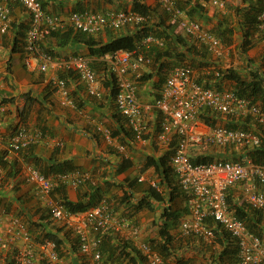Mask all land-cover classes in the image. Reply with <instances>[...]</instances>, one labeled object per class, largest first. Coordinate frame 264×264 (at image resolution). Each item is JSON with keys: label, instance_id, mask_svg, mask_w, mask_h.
<instances>
[{"label": "crops", "instance_id": "obj_1", "mask_svg": "<svg viewBox=\"0 0 264 264\" xmlns=\"http://www.w3.org/2000/svg\"><path fill=\"white\" fill-rule=\"evenodd\" d=\"M40 1L48 13L59 14L64 19L65 26L62 31L71 27L68 19L72 11L107 12L114 9H131L132 7V0ZM221 1H224V7L214 6L212 0L207 2V18L202 20L207 28L214 29L220 22L221 12L225 13L229 7L242 3V0ZM146 2L151 7L156 8L152 20H159L160 14L164 18L166 17V13L158 0H146ZM219 11L220 13L217 14ZM166 19V24L172 26L169 31L175 36L180 34L188 37L187 39H192L171 17H166ZM30 22L29 13L17 2H11L9 28L4 33L1 31L0 21V151L6 152V159L11 163L17 162L19 168L16 175H9L7 170H10V164L6 168L0 167V199L7 206L10 205L13 214L21 215L27 223H45L47 201L40 197L34 184L26 182L22 173V166L24 163L37 162L39 168L44 170L47 175L52 176L58 173L63 164L67 162L69 163L66 166L67 169L71 166L90 173L88 183L78 188L67 186L66 194L71 200L88 202L96 189H98L97 194L102 198L101 201L107 200L111 204L116 199L120 200L125 192L133 194L132 202L124 203L121 210L135 213L132 215L133 219L141 225L139 240L142 241L144 238L148 240L150 231L155 232L154 228L149 227L156 222L163 225L165 221V218L161 217V213L171 204L167 197L171 191L174 190L175 198L172 209L184 207L186 210L184 193L181 188L177 189L174 183L171 186L166 183L163 184L164 186L162 185L160 189L163 190L166 200L163 202L154 200L153 209L143 208L137 211L132 205L137 198L142 196L143 187L150 184L151 180L154 182L161 180L155 167L147 165V159L167 155L171 160L176 146L174 141L170 144H164L157 139L163 117L154 108V102L165 81L162 80V73L158 69L162 61L156 65L152 60L151 63L143 65L138 73H130L137 82L138 95L145 107L144 120L148 126L144 139L137 140L126 118L117 110L115 99L110 94V88L103 84L107 71L109 70L111 73L109 63L101 61L99 57L90 56L88 47L83 44L60 46L57 37L49 36L46 38L41 44L44 50L52 51L59 56H71L75 51H78L92 60V65L100 76L103 95L97 97L88 93L86 84L77 74H64L69 97L72 100L71 104L66 103L58 87L54 84L57 75L60 76L63 73L55 72L52 69L41 71L38 66L40 60L38 59H34L32 67L27 64L30 54L25 50V39ZM135 31L136 27L129 25L119 30L94 35V38L107 42L111 38L133 34ZM239 35L240 33H235L230 44L224 43L226 47L224 56L215 58L212 55L208 61L222 67L223 70L235 69L243 77H246L247 70H256L264 77V39L254 35L252 46L248 48L247 52H243L241 48L242 37ZM236 52L240 53L241 59L240 61L236 59L232 63L230 55ZM147 53L150 54L148 51ZM102 62H105L108 70L103 68L105 64ZM163 62L170 66L171 62L176 61L174 58L168 57ZM211 68L213 66L207 67V84L220 89H229L235 86V82L229 78L213 76ZM167 69L168 67L164 68L163 76L165 79L169 73L166 72ZM147 74L151 77L148 78ZM144 76H147L146 80L142 79ZM158 84H161L159 88L157 87ZM23 108H25V112L21 114ZM205 115L208 120L207 125L220 124L232 128H248L261 133L264 141V129L261 125L255 124L254 119L250 117L224 115L211 110H207ZM22 118L30 129L40 128L45 131L43 132L45 140L27 151L25 158L23 154L12 152L7 145L9 137L21 123ZM207 125H202L199 128L205 129ZM194 151L206 152L204 148L199 146L193 147L192 153ZM250 151V147L235 144L213 147L210 152L218 158L247 161L250 160ZM141 176L145 177L146 180L137 182L138 184L133 188L128 186L134 178ZM138 185L139 188H137ZM245 185V183H238L232 186L228 190V195L232 204H247L250 208L251 206L246 201ZM55 196L60 197L58 193H55ZM170 223L172 224L170 231L174 236L171 244L172 259L183 258L188 261L187 264H207L208 262L211 264H238L236 242L231 236L225 235L223 228L219 225H214L217 231L216 238L212 244H209L201 238L182 237L180 220L177 223L171 221ZM45 228L46 232L58 233L62 239L60 252L62 250L64 255L61 264H87L85 256H81L80 252V254L73 252L72 249L77 244V236L70 233L68 228L52 229L51 226H45ZM2 232L7 239L6 243L0 246V264H8L11 258H15L13 251L17 244L12 241L9 242L8 239L11 240V237L4 230ZM112 235L132 241L128 238L129 233L127 232ZM207 244L209 248H207ZM103 256L105 257V255ZM81 257H85V260ZM136 259L138 260V258ZM36 261V264H46L40 261V257ZM127 262L128 258L124 263ZM134 264L147 263L145 260H138Z\"/></svg>", "mask_w": 264, "mask_h": 264}, {"label": "built area", "instance_id": "obj_2", "mask_svg": "<svg viewBox=\"0 0 264 264\" xmlns=\"http://www.w3.org/2000/svg\"><path fill=\"white\" fill-rule=\"evenodd\" d=\"M162 8L193 39L205 45L214 57L226 54V47L219 37L202 23L189 19L178 7L175 0H158ZM11 2L20 3L31 17L26 33L25 50L30 54L27 64L33 66L34 59L40 60L39 69L55 72L74 73L86 84L90 95L101 97L103 90L92 60L84 55L56 56L45 51L41 44L51 33L64 28V19L59 14L46 11L40 0H0L1 31L9 28ZM217 7H224L221 0H212ZM145 17L133 9H114L107 12L92 10L72 11L68 22L77 30L91 35L119 30L123 27L142 22ZM257 30L264 37V9L257 17ZM151 43L163 45V40L154 36L144 38L143 46L135 50H120L106 55L115 76L118 93L115 103L118 111L126 117L131 131L137 140H143L148 131L144 120L145 107L138 96L136 80L130 73H138L151 57L145 46ZM219 75V71H216ZM63 100L71 104L66 79L56 78ZM154 108L163 116L157 139L170 144L177 139L171 157V168L186 198V213L180 220L182 237L202 238L213 243L216 232L208 222L225 229L238 248V264H264V239L252 232L246 222L239 218L228 202V190L245 183L246 201L256 210L264 213V165L251 159L247 161L219 158L209 163H193L192 148L244 145L254 148L262 141V134L250 129L228 128L222 125L210 126L199 119L204 110H212L225 115H239L254 119L264 129V106L247 97L237 95L234 90H219L199 82L195 71L187 65L171 68L162 90L155 99ZM207 125L205 129H200ZM45 140L41 129H30L20 123L10 136L8 148L16 153L26 151L32 145ZM57 144H60L57 142ZM203 150V149H202ZM24 179L33 183L42 199L47 201L51 218L71 229L78 237L79 251L87 258V264H113L104 260L101 251L102 236L105 233H129L128 238L138 249L147 264H175L165 258L150 242L140 241L141 228L127 216L118 212L113 204L103 200L99 205L84 212L69 211L53 197L54 190L61 184L78 187L90 178V173L80 169L67 173L47 176L31 163L22 167ZM140 180H146L140 177ZM153 185H156L152 181ZM5 231L13 243L20 248L16 264H34L39 256L48 264H61L62 257L55 241L37 242L22 219L9 215L0 208V246L6 241Z\"/></svg>", "mask_w": 264, "mask_h": 264}, {"label": "trees", "instance_id": "obj_3", "mask_svg": "<svg viewBox=\"0 0 264 264\" xmlns=\"http://www.w3.org/2000/svg\"><path fill=\"white\" fill-rule=\"evenodd\" d=\"M175 1L177 7L189 19L199 21L205 27H207L202 22V20L205 17L207 18V11H208L207 2L211 0H175ZM131 8L134 11L141 13L145 17V19L142 22L133 24L136 27V31L133 34L120 35L109 39V41L107 42H102L95 39L94 35L77 31L72 27H69V29H67L66 31H62L63 28L54 31L51 33V36L57 37L60 46L72 45L76 43L83 44L88 47L90 56L99 57L101 61L103 60L105 62L106 60L104 57L106 55L120 50H130V51L135 50L138 45L141 47L143 46L142 44L144 42L145 37L154 36L163 40V45H157L155 43H151L150 46L148 47L145 46L144 48L146 52L147 51L150 52L151 55L149 53L148 55L152 56V60L154 63H156V65L157 63L162 61L158 67L159 71H163L165 67H168L167 72H169L171 68L177 65H184V64L190 65L193 69H195L197 74V80L199 82L204 83L208 87H215L207 84V67L208 66L211 67V63L208 61V59H211L210 57L212 55L207 50L205 45L200 44L198 41L194 39L193 40L187 39L188 37L184 35L179 34L175 36L172 32H170L169 29H171L172 26L170 24L168 25L166 24L167 21L166 17L170 18V15L165 10H163L166 13L165 18L163 17L162 14H160L159 20L157 21L152 20L153 13L156 12V8L151 7V5H149L146 2V0H132ZM263 9H264V0H242L241 4L229 7V10L225 13L221 12L222 17L220 18V22L218 23V25L214 29L211 28L208 29L212 33H214L217 37H219L221 41L225 44H230L233 40V35L235 33L238 34L240 33V36L242 37L241 48L243 52H247L248 48L251 47L253 44L254 35H258L260 38L262 37L261 39H264V37L260 35V33L257 30V17ZM218 13H220V11L217 12V14ZM107 31H115V30L108 29ZM72 55H82V54L78 51H75ZM168 57L174 58V61L176 62H171L170 66H168L167 63L163 62V60ZM105 62L102 63L105 64ZM104 67L106 70H108L106 64L103 66V68ZM217 70H220L219 75L216 74ZM211 71H213L212 75L217 78L223 77L233 80L235 82V86L232 89L237 95L241 97L250 98L253 101L258 102L262 106H264V77L258 71L250 70V72L245 73L246 77L241 76L235 69L223 70L220 67L219 69L213 67L211 68ZM107 72L108 73L105 74L103 84L106 87L110 88V94L112 98L115 99L116 94L118 93L116 79L111 69H110L111 73H109V70ZM147 76L148 78L151 77V75L148 74ZM147 76L142 77V79L146 80ZM98 78L100 79L99 75ZM162 78H163L162 80L164 81L165 76L162 75ZM157 87L159 88L160 85H158ZM25 108H27L26 105ZM25 108H23L21 114H24ZM205 114H207V110L201 113L199 116L201 120L208 123L207 116ZM21 122H24V124H26L24 118L21 119ZM41 130L45 132L44 129ZM174 142L176 144L177 139H175ZM31 148L21 152L24 158L26 156V152L29 151ZM212 148L207 147L206 152L200 151L201 153L194 151L193 153H191V161L197 164V163H209L216 159H219L218 157H214V155L211 154L210 151ZM250 154H251L250 159L253 162L259 165H264L263 138L259 146L251 148ZM5 156H6V152L0 151V167L6 168L7 165L10 164V170H7V173L9 175H16L17 172H19L18 163L9 162ZM170 162L171 161L169 160L167 155H163L159 158L149 157L147 159V165L155 167L156 171L159 173V176L161 177V180L155 182L156 185L148 184L145 187H143L142 196L137 198L135 203H132L133 206L134 205L136 206L135 209L137 211L143 208L153 209L154 200L160 202L166 200V196L164 195L163 190L161 191L160 189L162 188V185L164 183H166L168 186H171L174 183L177 189L181 188L177 176L175 175L174 171L171 168ZM32 164L35 167H37L41 172L47 174L44 170L39 168L37 162ZM68 164L69 163L65 162L62 168H60L61 170L58 173L70 172L78 169L71 166H69V169H67L66 166ZM88 182L89 181H87L86 183ZM137 182H139V178H134L132 182H129L128 186L133 188L135 187V185L138 184ZM66 188H67L66 185L59 186L56 189L55 193L56 194L58 193L60 195L58 199L69 211H72L74 213L84 212L92 207L97 206L101 202L102 198H100L99 195L97 194L98 189H96L94 194L90 196L88 202H84L82 200H78V201L71 200L66 194ZM137 188H139V185L137 186ZM167 197L169 198V202H171V204L167 206L161 213V217L165 218V221L163 225L160 226V230L158 232L159 238L157 239V241H152L151 243L154 246V248H156L165 258H167L171 262L175 263L176 261L175 264H187L188 261L184 260L183 258L172 261L171 244L174 240V236L170 231L172 227L170 221L177 223L179 220L183 218L187 210H185L184 207L182 209L181 208L175 210L172 209V203L174 202L175 199L174 190L171 191L170 194L167 195ZM55 198L57 197L55 196ZM132 199H133V194H129V192L128 194L125 192L124 195L121 196L120 200L116 199L114 205L117 208L118 212L122 214L123 210H121L122 209L121 206L124 203L127 204L131 203ZM228 202L231 206V209H233L234 213L239 218L243 219L246 222L248 228L252 232H254L255 234H257L258 236L264 239L263 211L256 210L253 208L250 209L251 207L249 208L247 204L246 205L232 204L229 195H228ZM0 208H5L6 213H8L9 215H15L20 217L28 225L29 231L34 235L35 240L37 242H44L47 240L55 241L57 244V248L60 252L62 239L59 237L58 233L47 231L44 234L45 237L41 239L38 238L39 237L38 232L37 234L34 233L35 231L34 229L36 228L39 229V226L44 228L45 226L46 227L49 226L52 227V225L56 226L53 220L51 219L50 211L47 207L45 209L46 210L45 212H47L45 223L42 222L33 223L34 229L31 226L32 224L27 223V221L23 217H21V215L13 214L10 205L7 206L5 203L2 202L1 199H0ZM133 214L135 213H130V214L128 213L129 216ZM208 222L210 223L211 226L214 227L215 232H217L214 226L215 225L214 221L212 219H209ZM29 224L32 227V229L29 226ZM52 229L55 228L52 227ZM223 233L230 237V234L225 229H223ZM102 238L103 240L101 245V251L103 255H105L104 257L105 261L113 264H134L137 263L138 260L141 261L144 260L143 256L140 255V252L138 251L137 248L134 247L133 243L130 240L120 238L119 236H114L111 233L103 234ZM187 238H191V237H187ZM5 243L6 241L3 244ZM207 248H209L208 244H207ZM19 249L20 248L18 247V245H16L15 250L13 251V256L15 252ZM72 250L77 254L78 249L74 247V249ZM63 253L64 252L61 250L60 254L62 257L64 255ZM127 258H128V262L124 263L127 260ZM136 258H138V260ZM8 264H15V259L11 258L10 261H8ZM207 264H211V262H208Z\"/></svg>", "mask_w": 264, "mask_h": 264}, {"label": "clouds", "instance_id": "obj_4", "mask_svg": "<svg viewBox=\"0 0 264 264\" xmlns=\"http://www.w3.org/2000/svg\"><path fill=\"white\" fill-rule=\"evenodd\" d=\"M132 9V8H131ZM201 23V22H200ZM207 28V27H206ZM107 32V31H106ZM103 33H105V32H103ZM192 38V37H191ZM193 39V38H192ZM195 40V39H194ZM201 44V43H200ZM224 44V43H223ZM46 51V50H45ZM48 52V51H47ZM50 53H52L53 55H56V56H59L58 54H56V53H54V52H52V51H50ZM212 55V54H211ZM61 56V55H60ZM72 56V55H71ZM151 57V56H150ZM215 58H217V57H215ZM36 60V59H35ZM151 62H152V57H151ZM150 62V63H151ZM185 65V64H184ZM93 66V65H92ZM187 66H190V65H187ZM191 67V66H190ZM214 68H218L219 69V67H215V66H213ZM221 68V67H220ZM96 71V70H95ZM194 71H195V69H194ZM217 71H220V70H217ZM59 72H61V73H63V74H60V76L59 75H57V77L56 78H59V77H61V78H64V79H66L63 75L64 74H67V73H64L63 71H59ZM170 72V71H169ZM69 74H71V73H69ZM73 74V73H72ZM169 74V73H168ZM168 76V75H167ZM195 76H196V78H197V74H196V71H195ZM100 80V79H99ZM166 80V79H165ZM165 82V81H164ZM66 83H67V80H66ZM100 83H101V81H100ZM54 84H55V82H54ZM202 84H204V83H202ZM205 85V84H204ZM56 86V85H55ZM207 86V85H206ZM102 88V87H101ZM212 88H215V89H219V90H224V89H220V88H218V87H212ZM162 90V89H161ZM160 90V91H161ZM227 90H233L232 88H229V89H227ZM158 97V96H157ZM118 110V109H117ZM207 110H209V109H207ZM204 111H206V110H204ZM204 111H202V112H204ZM212 111V110H211ZM215 112V111H214ZM161 114V113H160ZM221 114V113H220ZM225 115V114H224ZM125 117V116H124ZM163 117V116H162ZM126 118V117H125ZM199 119H200V116H199ZM127 120V119H126ZM201 120V119H200ZM162 121H163V118H162ZM128 122V121H127ZM204 122V121H203ZM21 123H24V122H21ZM206 123V122H205ZM129 124V123H128ZM206 124H208V123H206ZM25 125H27L28 126V124H25ZM220 125V124H219ZM210 126H215V125H210ZM222 126H224V125H222ZM18 127V126H17ZM16 127V128H17ZM29 127V126H28ZM227 127V126H226ZM131 128V127H130ZM161 128V127H160ZM228 128H232V127H228ZM36 129H40V128H36ZM132 129V128H131ZM242 129H248V128H242ZM36 145V144H35ZM32 146H34V145H32ZM31 146V147H32ZM30 147V148H31ZM25 164V163H24ZM32 164V163H31ZM23 167V166H22ZM78 169H80V170H82V171H86V170H83V169H81V168H78ZM78 169H76V170H78ZM71 172V171H70ZM87 172V171H86ZM44 173V172H43ZM64 173H67V172H64ZM45 174V173H44ZM56 174H59V173H56ZM55 174V175H56ZM47 175V174H46ZM47 176H51V175H47ZM52 176H54V175H52ZM142 177V176H141ZM90 180V178L88 179V180H86L85 182H83L82 184H85L87 181H89ZM139 181H145V180H140V177H139ZM27 182V181H26ZM29 183V182H28ZM31 184H33V183H31ZM82 184H80L78 187H80ZM150 184H152V180L150 181ZM62 185H66V186H71V185H68V184H61V185H59V186H62ZM58 186V187H59ZM57 187V188H58ZM72 187V186H71ZM78 187H75V188H78ZM56 188V189H57ZM37 189V188H36ZM56 189L54 190V192H53V197H54V199L55 200H57V201H59L60 203H61V201L58 199V198H55V196H54V193H55V191H56ZM184 193V192H183ZM185 196V195H184ZM103 201V200H102ZM101 201V202H102ZM100 202V203H101ZM116 201H114L112 204L114 205V203H115ZM99 203V204H100ZM98 204V205H99ZM115 206V205H114ZM47 207H48V209H49V211H50V208H49V206L47 205ZM93 208V207H92ZM116 208V207H115ZM3 209H5V208H3ZM117 209V208H116ZM128 213L130 214L131 213V211H125V210H123V213H122V215H125V216H127L129 219H132L133 220V222L135 223V224H137L140 228H141V225L137 222V221H135L134 219H133V216L131 215V216H129L128 215ZM51 215V214H50ZM52 219V218H51ZM53 220V219H52ZM23 221V220H22ZM24 222V221H23ZM53 222L55 223V225H58L59 227L58 228H65L66 226L64 225V224H62V223H57L56 221H54L53 220ZM25 223V222H24ZM26 224V223H25ZM27 225V224H26ZM27 228L29 229V227H28V225H27ZM66 228H68V227H66ZM68 231H70V233H72V234H74L75 236H77L71 229H69L68 228ZM128 232V231H127ZM31 233V232H30ZM32 234V233H31ZM33 235V234H32ZM33 237H34V235H33ZM35 238V237H34ZM202 239V238H201ZM50 241H53V240H50ZM10 242V241H9ZM131 242H133V240L131 241ZM102 245V244H101ZM76 249H78V252H80L79 251V242H78V237H77V244L74 246ZM17 252H18V250L15 252V258H16V255H17ZM60 253V252H59ZM61 255V254H60ZM84 256V255H83ZM39 257V256H38ZM37 257V258H38ZM62 257V256H61ZM14 258V259H15ZM16 260V259H15ZM40 261H44L46 264H48L47 263V261L45 260V259H42V258H40ZM37 263V261L35 260V263L34 264H36ZM15 264H16V261H15Z\"/></svg>", "mask_w": 264, "mask_h": 264}, {"label": "rangeland", "instance_id": "obj_5", "mask_svg": "<svg viewBox=\"0 0 264 264\" xmlns=\"http://www.w3.org/2000/svg\"><path fill=\"white\" fill-rule=\"evenodd\" d=\"M240 36V35H239ZM239 38V37H238ZM241 38V37H240ZM240 53L239 52H236V53H232L231 55H230V58H231V62L233 63L234 62V60H236V59H238L239 61H240ZM154 63V62H153ZM156 64V63H155ZM186 64H189V63H186ZM218 64V63H217ZM220 65V64H219ZM211 66H215V67H219L218 65H216L215 63H211ZM222 68V67H221ZM223 69V68H222ZM248 72H250V70H247ZM167 72V71H166ZM165 72V73H166ZM161 73H162V75H163V73H164V70L163 71H161ZM158 85H160L161 86V84H158ZM254 123L255 124H258L255 120H254ZM136 206L134 205V208H135ZM139 223V222H138ZM32 227H33V229H34V225L32 224L31 225ZM30 226V227H31ZM160 224L159 223H154V225H151L149 228H154V231L155 232H151L150 231V233L151 234H149V237L150 238H148V240H146L145 238L144 239H142V241H146V242H152V241H157V239L159 238V230H160ZM32 227H31V229H32ZM52 227L53 228H58L59 226L58 225H56V226H53L52 225ZM35 231H34V233H36L37 234V232H38V235H39V239H41V238H44L45 237V228L44 227H39V229L38 228H36V229H34ZM40 232H42V233H40ZM77 253L78 254H80L78 251H77ZM81 256H83L82 254H81ZM81 258H85V257H81ZM85 260V259H84ZM172 261H175L174 259H172ZM175 263H176V261H175Z\"/></svg>", "mask_w": 264, "mask_h": 264}]
</instances>
